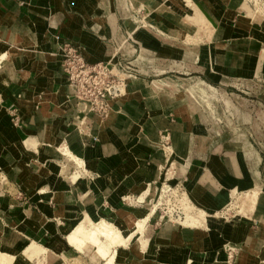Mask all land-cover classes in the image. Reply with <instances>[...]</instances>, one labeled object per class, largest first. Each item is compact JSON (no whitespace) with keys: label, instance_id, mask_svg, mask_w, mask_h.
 Returning <instances> with one entry per match:
<instances>
[{"label":"crops","instance_id":"1","mask_svg":"<svg viewBox=\"0 0 264 264\" xmlns=\"http://www.w3.org/2000/svg\"><path fill=\"white\" fill-rule=\"evenodd\" d=\"M190 2L208 30L183 0H117L128 12L122 21L83 14L77 0H0V254L13 257L0 264H264V183L252 144L222 142L189 99L140 78L103 117L80 113L61 70L67 40L86 61L103 60L93 30L104 21L107 37L121 23L133 47L199 66L212 80L264 78V22L245 1ZM165 179L183 183L204 220L155 210ZM247 187L257 191L251 203L230 208ZM96 223L122 235L102 239L104 257L69 240Z\"/></svg>","mask_w":264,"mask_h":264},{"label":"rangeland","instance_id":"2","mask_svg":"<svg viewBox=\"0 0 264 264\" xmlns=\"http://www.w3.org/2000/svg\"><path fill=\"white\" fill-rule=\"evenodd\" d=\"M77 1L79 3L77 8L86 15H95L100 19L111 15L112 19L119 21L129 18L127 16L128 12L122 10L117 5V0ZM255 1L258 6L260 5L259 8H261L263 13L264 0H261L260 3L259 0ZM111 2L112 4L114 2V9L111 8ZM183 4L187 9H191V5L186 0H183ZM122 6L126 8L124 3H122ZM186 17L189 18L190 16L186 15ZM193 18L194 21L196 20L195 22L198 24L199 30H208V27L199 25L195 13ZM117 24L119 26V23ZM135 24L138 23L135 22ZM105 25L107 24L104 21H99L98 27H94L95 30H93L98 44L102 50L104 49L103 60H99L91 65L83 57L81 47L76 46L78 51L72 53L78 54V57H82L84 60V66L80 68L79 66L82 63L79 59H75L74 61L73 56L70 55L64 58V52L61 49L63 43L70 44L71 42L67 40L59 46L61 70L62 67L69 68V71L73 74V79H76L74 85L70 86L67 75H65L70 99L80 113H94L99 117H103L110 106L103 113H100L99 111L103 109V103L95 100H99L100 95L110 85L114 87L117 85L121 91V94L118 96L109 98L112 100L125 95L132 80L140 78L149 87H153V84L156 83L167 84L169 93H176L182 95L184 99L185 97L189 99L193 109L202 115V120L205 122L206 127L211 130L216 138L221 139L222 142L240 144L244 147L250 143L256 148L261 156L259 170H261L262 176L259 182L264 183V78L260 73L247 79H220L221 82L212 80L207 77L205 70L199 66H188L175 59L160 60L152 50L146 49L144 52L142 47L137 44L134 45L136 48L134 53H127L128 49L134 48L131 45L133 44L132 40L128 37V27H124L120 23V34L118 36L107 37L104 35ZM66 59V63L63 64V61ZM90 66L94 68L89 70ZM80 69H87V71L91 72H80ZM62 72L66 74L65 71L62 70ZM84 78L83 87L79 86L78 80H83ZM207 84L213 88H210ZM115 91H111L112 95ZM105 96L108 97V94L106 93ZM7 111L10 114L9 107H7ZM246 152H250V150L247 149ZM167 171L168 169L165 170L166 173H168ZM179 183L181 184V188H183V183L177 182L178 185ZM179 188L177 189V193L183 194L177 196L173 203H175V207L180 206L184 211H188V213L190 211L191 213L194 209L184 194V188L182 189L183 192ZM252 192L256 193L257 191L253 188H248L246 191L235 192L230 208L237 209L236 205L242 208L244 197L247 194H253ZM236 194L237 197L235 196ZM226 212H229V210ZM223 215L229 216L228 213H223ZM182 216L184 217V213Z\"/></svg>","mask_w":264,"mask_h":264},{"label":"bare ground","instance_id":"3","mask_svg":"<svg viewBox=\"0 0 264 264\" xmlns=\"http://www.w3.org/2000/svg\"><path fill=\"white\" fill-rule=\"evenodd\" d=\"M186 1L191 5L190 0H186ZM244 1H245L244 2V7L247 9L249 15L253 18L254 22H256V23L264 22V17H263L261 8H259L260 5L258 6L255 0H244ZM191 9L194 11L195 17L198 19L197 22L199 23V25H202L204 27H208L209 28V23L202 16L201 12H199L194 6H191ZM65 146H67V145H65ZM63 151H64V153H67V154L70 153L67 148H65ZM55 169L56 170L58 169L57 164H55ZM73 178L75 179V176ZM235 196L237 197V194ZM244 198L245 199L243 201V205L244 206H247V205H249L251 203L252 199L254 198V193L253 194H249V195L247 194ZM254 201H255V199H254ZM187 217L190 218V219H192V221H198L200 219L201 220L202 219L204 220L205 214H204L203 211H199V212L195 211V213L194 212L193 213L192 212L190 213V211H189V213L187 214ZM140 221H143V219L140 220ZM142 223H140V224L142 225ZM186 223H187V221H186ZM193 223H195V222H193ZM195 224H197V223H195ZM110 225L109 224H106V223H99V224L96 223V225H93V227L91 229H89V230H85L81 225H79L74 230H72V232L69 234V240L72 243H76V242L79 243V244L80 243H86L84 247L87 249V251H95L96 253H98L99 255H101V257H104L106 255V253H107V247L103 244L102 239L107 240L109 243H114V244H115V242L121 241V239H122L121 232L118 231V230H116V229H114L113 227H111L112 225L111 226ZM139 231H141V230H139ZM79 247H81V246H79ZM12 258L13 257L10 256V255H8V254L7 255L0 254V262H2L4 260L10 262L12 260Z\"/></svg>","mask_w":264,"mask_h":264},{"label":"built area","instance_id":"4","mask_svg":"<svg viewBox=\"0 0 264 264\" xmlns=\"http://www.w3.org/2000/svg\"><path fill=\"white\" fill-rule=\"evenodd\" d=\"M62 51L64 52V58L68 57V55L73 56L72 58L77 60L79 59L82 63L81 66H79L80 68H82L84 66V60L82 57H78V54H73L72 52H76L78 51L77 47L74 46L73 44H69V43H63L62 46ZM72 53V54H71ZM67 61L64 60L63 64H65ZM92 65V63H91ZM94 67H89V70H92ZM62 70L65 71V75H67L68 78V84L70 86L74 85L75 80L73 79V74L69 71V68H65L62 67ZM80 72H91V71H87V69L83 70L80 69ZM90 77V76H89ZM84 80L85 78L82 80H78V85L82 86L84 85ZM119 82V81H118ZM118 84V83H117ZM114 94L112 95L111 91H114ZM108 94V97L105 96V94ZM119 94H121V91L119 90V87L117 85H115V87L113 85H110L109 88L105 89V92L103 94L100 95V99H96L95 101L99 102V103H103L102 104V111H99L100 113H103L105 110H107L106 108H108L109 106V98H113L118 96ZM91 110V109H90ZM163 137V144H166L165 140H167L165 135H162ZM179 188V190H181L183 192V188H181V184L179 183V185L177 183H175L174 185L169 184L166 179L164 181H162L158 187V191H157V195L153 201L152 206L155 207V210L159 211L161 214L166 215L168 217H177V216H182L183 211L181 209L180 206L175 207V203H173L176 199L177 196L182 195L183 193H177V189ZM176 191V193H175ZM180 192V191H179ZM180 200V199H179ZM179 200H178V204H179Z\"/></svg>","mask_w":264,"mask_h":264}]
</instances>
